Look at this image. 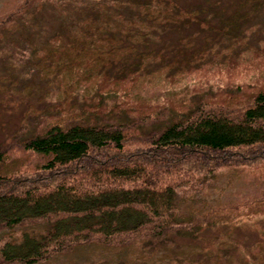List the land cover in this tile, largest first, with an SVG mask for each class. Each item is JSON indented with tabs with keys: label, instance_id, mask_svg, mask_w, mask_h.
I'll return each mask as SVG.
<instances>
[{
	"label": "trees",
	"instance_id": "1",
	"mask_svg": "<svg viewBox=\"0 0 264 264\" xmlns=\"http://www.w3.org/2000/svg\"><path fill=\"white\" fill-rule=\"evenodd\" d=\"M221 1L0 11V96L41 106L0 140V264L236 261L235 230L264 219V188L224 196L264 178V35ZM263 243L238 264H264Z\"/></svg>",
	"mask_w": 264,
	"mask_h": 264
},
{
	"label": "rangeland",
	"instance_id": "2",
	"mask_svg": "<svg viewBox=\"0 0 264 264\" xmlns=\"http://www.w3.org/2000/svg\"><path fill=\"white\" fill-rule=\"evenodd\" d=\"M261 1L262 0H222L214 9V13L215 16L222 15L223 17H227L235 12H238L240 15L249 14L248 12H251L253 15L250 24L246 25V27H249L247 29L253 28L256 33L258 32L264 35V28L262 27L264 26V8L259 11H252V7L255 4H259ZM16 2L17 0H0V11L11 7ZM53 23V17L46 14L44 16V25H51ZM199 41L201 40L194 39V42ZM2 73L3 71L0 69V75ZM29 99L30 100L23 98L22 92L20 94H11L10 92L2 93V96H0V140L14 133L20 126H23L22 124L26 121H24V116H26V118L30 116L27 112H32V110H36V112L40 111L41 106L38 105L34 99H31V97H29ZM261 177H264V175ZM245 179L246 178H243L233 183L228 193L224 195L225 200L239 201L247 199L250 196L258 194L261 189L264 188V178ZM211 235L212 233L208 236ZM233 235L235 237L234 242L237 243V250L233 255L236 261L233 260L232 262H234L233 264H238L242 261L243 257H245L244 255L247 252L246 248L256 243L264 242V219H254L253 221L243 223L242 227L236 229ZM207 242L208 241L201 239V244L199 246L203 247L205 251L212 250L218 253V249ZM226 243L228 244V242ZM256 252L257 250H254V253ZM217 259L220 264H226V257L222 253H220V257H217ZM205 262L207 263V261Z\"/></svg>",
	"mask_w": 264,
	"mask_h": 264
}]
</instances>
